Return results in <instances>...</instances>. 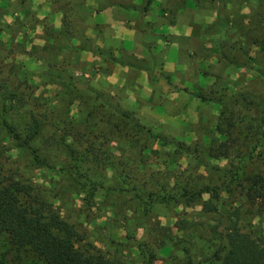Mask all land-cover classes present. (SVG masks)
Listing matches in <instances>:
<instances>
[{
    "label": "rangeland",
    "instance_id": "1",
    "mask_svg": "<svg viewBox=\"0 0 264 264\" xmlns=\"http://www.w3.org/2000/svg\"><path fill=\"white\" fill-rule=\"evenodd\" d=\"M93 1L0 0V84L5 87L7 94L14 91L13 100H25L23 112L30 108L39 114H49L48 124H55L53 127L47 126L43 135L34 143L45 160L41 168L33 164L27 150L13 148L0 126V178L41 186L61 216L75 226L82 238L81 247L94 248V251L111 256L120 253L121 256H127L126 263L131 264L128 258L135 262L141 261L138 251L133 247L135 241L148 240V228L161 224L187 240L180 245L188 248L193 263L198 264L201 255H197L196 247L205 249L210 237L223 232L216 219L213 220V217L204 212L202 204L207 196L188 208L143 202L142 189L153 191L156 196L158 189L154 186V181L169 182L172 186L177 174H180L178 177L183 184L195 178L188 177L187 173L181 175L186 162L182 160L177 165L172 158L167 159L159 154L158 143L148 146L143 152L140 148L129 149L123 139V132L127 127L118 116L112 115L113 106L118 105L122 110L133 112L141 125L167 140H181L188 146L208 143L206 130L214 127L219 108L214 103L203 104L195 98L199 105L192 107L190 113L183 111L189 105L186 99L190 95L187 94L199 89L207 94L213 89L217 94L225 95L226 92L222 89L224 83L245 81V86L254 82L259 84L254 79V70L244 68L236 71L234 67L224 65L216 53L222 43L226 45L225 48L243 44L239 43L240 29L233 22L238 16L249 15L254 1L96 0L100 2V6H111V2L134 9L131 19L136 28L142 30V34L148 28L153 33L152 27H161L163 30L173 27L176 31H184V34L187 30V35H171L172 40L180 45V55L176 62L184 66V71L176 70L172 76L179 80L181 86L185 83L186 89L182 86L178 92L175 91L176 97H154L150 101L142 100V103L126 100L119 87L108 88L104 81L94 83L96 71L93 66L81 68V52L71 43V39L76 36L84 37L86 26L83 21L90 16ZM227 22L231 23L228 27L225 25ZM247 22V19L244 20V24ZM250 26L253 28L252 24ZM141 50L143 52L144 48H137L138 52ZM230 55L234 60L240 59L235 52ZM150 63L152 62L147 57L142 59V64ZM88 87L102 94L108 102L103 101L102 104V99H97L88 91ZM233 91L230 87L228 93ZM4 96L6 94L2 95L0 102ZM43 99H47V102ZM95 104L99 108L92 116L98 125L93 137L85 135L80 120ZM153 105L159 106L157 118L151 115ZM177 111H180L179 115L175 116ZM9 114L13 121L16 120L15 111L11 110ZM109 125L113 134L109 133V137L103 139L99 132H106L104 127ZM58 126L59 130L65 126L77 132V138L80 136L79 140L82 142V146L78 147L79 151L90 140L96 144V150L89 154V162L84 168L89 169V175L97 188L92 185L78 192L82 188V181L70 166L69 154L58 145V137L63 134L54 133V128ZM66 139L67 142H72L71 135ZM163 162L169 168L164 167ZM212 162L220 166L226 165L223 158ZM125 174L128 175L127 186L122 184L119 177ZM203 174L206 176V173ZM151 177L150 182L148 180ZM121 189L125 191L120 192ZM142 206L152 210V213L143 218V222ZM180 220L190 221L187 231L181 232L176 228L175 224L180 226ZM221 221L224 224L229 222L226 219ZM248 221L249 224L245 227L239 223L244 228L243 231L264 243V213L254 211ZM200 223H203V227ZM209 226L217 228L215 235ZM188 233L192 234L191 237L186 235ZM128 235L132 238L129 239ZM213 241L218 242L214 237ZM170 253L177 256L182 254L178 247L166 246L160 250L156 264H163V260L170 258ZM226 262L223 254L221 264ZM0 264L40 262L28 251H17L7 238L1 236Z\"/></svg>",
    "mask_w": 264,
    "mask_h": 264
},
{
    "label": "trees",
    "instance_id": "2",
    "mask_svg": "<svg viewBox=\"0 0 264 264\" xmlns=\"http://www.w3.org/2000/svg\"><path fill=\"white\" fill-rule=\"evenodd\" d=\"M251 1L254 2L249 15L238 16L233 22L240 29L239 43L243 44L225 48L226 45L222 43L216 53L224 65H230L236 71L244 68L254 70L256 73L254 79L259 84L254 82L245 86V81L235 84L224 83L222 89L226 92L225 95L217 94L218 92L213 89L207 94L200 89L188 93L203 104L214 103L219 108L214 127L206 130L208 143L188 146L181 140H167L141 125L133 112L122 110L118 105L113 106L112 115L118 116L127 127L123 132V139L129 149L140 148L143 152L148 146L152 147L158 143L159 154L167 159L172 158L177 165L179 161L186 162L187 165L181 170V175L187 173L188 177L195 178L183 184L178 177L180 174H177L172 186L169 182L154 181V186L158 189L156 196L153 191L142 189V195L145 197V199L142 197L143 202L148 201V204L165 207L188 208L198 204L204 196H207L202 204L204 212L213 217V220L216 219L219 226H222L223 232L213 236L218 242H214L213 237H210L207 240L209 245L205 249L201 246L196 247L197 255H201L198 264H221L223 254L227 259L225 264H264V243L243 231V227L249 224L248 217H252L254 211L264 213V0ZM109 4L114 5L111 2ZM100 10L102 7L99 6L98 11ZM246 19L248 22L244 24ZM230 24V22L225 23L227 27ZM251 24L253 28H250ZM233 52L239 55V60L231 57L230 53ZM230 87L234 91L228 93ZM4 88L0 84V99L6 94L0 102L2 108L0 126L6 134V139L13 144L14 149L27 150L33 164L41 168L45 160L40 155L39 147L34 143L43 135L47 126L53 127L55 124H48L49 114H39L30 108L23 112L26 106L25 100L20 98L13 100L14 91L7 94ZM88 91L97 99H102V104L103 101L108 102L102 94L92 88L88 87ZM43 100L47 102V99ZM98 108L96 104L93 105L80 120L85 135L93 137L96 135L94 132L98 123L92 115ZM11 110L17 115L14 121L9 114ZM54 129H56L54 133L63 132L62 136L58 137V145L69 154L70 166L82 181V188L78 192L95 185L89 175V169L84 167L89 162V154L95 152L96 144L90 140L86 143L83 152L79 151L78 147L82 146V142L79 140L80 136L79 139L77 138L74 129L65 126L61 130H59L60 126ZM104 129L107 133L99 132L103 139L109 137V133L113 134L110 125L105 126ZM69 135L72 136V142H67L66 138ZM222 158L226 162L225 166L212 162L220 161ZM162 165L169 168L166 162ZM200 170L202 172H199ZM203 173H206V176ZM119 177L122 179V184L127 186L128 175ZM148 181L151 182L152 177ZM96 186L93 188H97ZM169 186L171 188L167 191ZM124 191L125 189L120 190V192ZM150 213H152L151 209L142 206V222ZM223 219L228 220V224L222 223ZM179 223L180 226L175 224L176 228L181 232L187 231L190 221L180 220ZM200 225L203 227V223ZM209 227L215 235L217 228ZM148 234V240L135 241L133 247L138 251L141 261L135 262L128 258L131 264L137 262L156 264L160 250L166 246H176L182 254L177 256L175 253H170V258L163 260V264L168 262L194 264L188 248L180 245L187 240L175 235L171 228L157 224L148 228ZM186 235L191 237L192 234ZM1 236L7 238L9 244L17 251L30 252L40 264H127V256H121L120 253L111 256L94 251V248L81 247L82 238L75 226L61 216L44 189L39 185L19 180L4 181L0 178ZM128 238L132 237L128 235Z\"/></svg>",
    "mask_w": 264,
    "mask_h": 264
},
{
    "label": "crops",
    "instance_id": "3",
    "mask_svg": "<svg viewBox=\"0 0 264 264\" xmlns=\"http://www.w3.org/2000/svg\"><path fill=\"white\" fill-rule=\"evenodd\" d=\"M99 4V1L94 0L90 5V16L83 21L86 26L84 37L76 36L71 39V43L81 52V68H95L94 83L104 81L108 88L119 87L126 100L137 103H142V100L150 101L154 97L158 99L160 96L176 97L175 91L178 92L182 86L186 89L185 83L181 86L179 80L172 76L176 70L184 71V66L176 62L180 55V45L172 40V36L187 35V30L184 34V31H176L173 27L164 30L152 27L153 33L148 28L142 34V30H138L131 19L134 9L123 4ZM99 6L102 7L100 11ZM146 45L148 46L145 47ZM137 48H144V51L138 52ZM144 57L152 63L142 64ZM186 101L189 105L183 111L188 113L192 107L199 105L191 96ZM158 107L153 105V110L150 109L151 115L156 118L159 116ZM179 112L174 115H179Z\"/></svg>",
    "mask_w": 264,
    "mask_h": 264
}]
</instances>
